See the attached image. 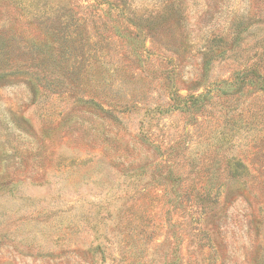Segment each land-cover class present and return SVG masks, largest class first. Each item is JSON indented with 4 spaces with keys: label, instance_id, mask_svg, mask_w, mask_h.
I'll use <instances>...</instances> for the list:
<instances>
[{
    "label": "rangeland",
    "instance_id": "rangeland-1",
    "mask_svg": "<svg viewBox=\"0 0 264 264\" xmlns=\"http://www.w3.org/2000/svg\"><path fill=\"white\" fill-rule=\"evenodd\" d=\"M0 264H264V0H0Z\"/></svg>",
    "mask_w": 264,
    "mask_h": 264
},
{
    "label": "trees",
    "instance_id": "trees-1",
    "mask_svg": "<svg viewBox=\"0 0 264 264\" xmlns=\"http://www.w3.org/2000/svg\"><path fill=\"white\" fill-rule=\"evenodd\" d=\"M254 76H255V75H254ZM198 100H199V99H195L194 102H198ZM95 108H104V107H102V106L100 107V106L98 105V103H97V104L95 105ZM238 167H239V168H243V166H242L241 164H238Z\"/></svg>",
    "mask_w": 264,
    "mask_h": 264
}]
</instances>
